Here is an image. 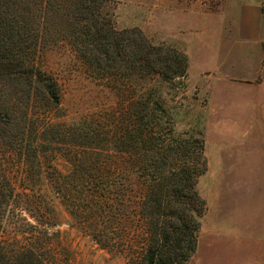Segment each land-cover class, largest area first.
Listing matches in <instances>:
<instances>
[{"label": "trees", "instance_id": "obj_1", "mask_svg": "<svg viewBox=\"0 0 264 264\" xmlns=\"http://www.w3.org/2000/svg\"><path fill=\"white\" fill-rule=\"evenodd\" d=\"M105 1L0 0V159L17 153L31 175L41 153L65 151L71 168L55 180L56 194L96 243L123 264H186L205 209L195 189L203 135L176 129L160 89L183 87L187 56L138 27L116 28ZM62 41L118 98L101 129L98 119L67 126L39 118L60 100L38 51ZM19 196L0 162V264H55L45 229L33 235L24 221L4 232Z\"/></svg>", "mask_w": 264, "mask_h": 264}, {"label": "rangeland", "instance_id": "obj_2", "mask_svg": "<svg viewBox=\"0 0 264 264\" xmlns=\"http://www.w3.org/2000/svg\"><path fill=\"white\" fill-rule=\"evenodd\" d=\"M223 1L106 0L105 5L116 28L138 27L152 42L187 56L183 87L160 89L176 129H200L203 135L206 161L195 189L205 209L186 264H264V84L254 83L264 76L253 73L255 47L235 42L229 26L235 5ZM38 52V64L58 81L60 103L32 116L67 126L98 119L94 126L101 129L105 115L119 105L112 87L65 41L46 43ZM55 150L41 153L40 163L33 160L34 176L26 175L17 153L0 159L20 195L10 204L18 217L3 216L4 232L24 221L32 224L33 235L45 229L55 264H123V255L96 243L56 194L55 180L66 176L71 161Z\"/></svg>", "mask_w": 264, "mask_h": 264}, {"label": "crops", "instance_id": "obj_3", "mask_svg": "<svg viewBox=\"0 0 264 264\" xmlns=\"http://www.w3.org/2000/svg\"><path fill=\"white\" fill-rule=\"evenodd\" d=\"M229 4L235 5V17L229 25L234 40L248 42L255 47L253 61L258 66L253 68V73L258 70V74L264 76V0H229ZM254 83L264 84V80Z\"/></svg>", "mask_w": 264, "mask_h": 264}]
</instances>
